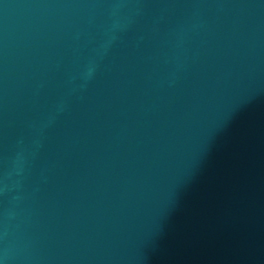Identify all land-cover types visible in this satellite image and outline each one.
Instances as JSON below:
<instances>
[{"label":"water","instance_id":"1","mask_svg":"<svg viewBox=\"0 0 264 264\" xmlns=\"http://www.w3.org/2000/svg\"><path fill=\"white\" fill-rule=\"evenodd\" d=\"M0 264H264V0H0Z\"/></svg>","mask_w":264,"mask_h":264}]
</instances>
